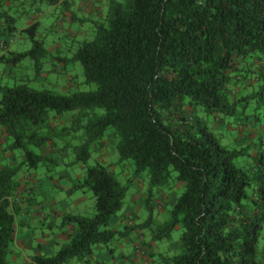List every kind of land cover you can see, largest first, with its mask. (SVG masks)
Returning <instances> with one entry per match:
<instances>
[{"label": "trees", "instance_id": "trees-1", "mask_svg": "<svg viewBox=\"0 0 264 264\" xmlns=\"http://www.w3.org/2000/svg\"><path fill=\"white\" fill-rule=\"evenodd\" d=\"M92 1L80 16L77 0H0V264H18L11 249L21 176L53 179L73 166L82 175L67 193L90 191L95 212L68 214V240L25 264L89 261L95 246L113 251L115 238L135 230L150 229L160 242L178 227L179 252L159 263L264 264V0ZM28 2L56 6L63 37L74 38L71 27L90 21L85 30L93 37L67 56L52 55L40 8L25 26ZM27 39L31 48L14 49ZM26 58L33 62L21 65ZM77 62L90 89H72L77 76L66 66ZM16 68L35 76L10 84ZM45 71L66 75L70 93L30 84ZM113 146L123 176L132 170L133 181H146L148 217L122 229L112 219L133 182L123 183L98 157ZM7 153L16 162L3 161ZM159 189L176 193L161 223L154 216Z\"/></svg>", "mask_w": 264, "mask_h": 264}, {"label": "crops", "instance_id": "crops-1", "mask_svg": "<svg viewBox=\"0 0 264 264\" xmlns=\"http://www.w3.org/2000/svg\"><path fill=\"white\" fill-rule=\"evenodd\" d=\"M77 1V7L80 12H90L92 10V5L86 8L83 7L82 3H79V0ZM55 7L48 8V12H52ZM34 18L32 10L31 14L23 19L25 26L30 25ZM2 160L9 161L11 164L16 162L12 153H7ZM20 181L21 186L18 195L21 202V210L17 215V228L11 249V259L16 263L21 261L22 264H25L31 262L36 255L53 254L56 246L62 243L58 241L66 242L68 240V233L74 227L73 225L67 226L66 231L57 233L52 230L45 231V228L47 222L53 223V226L61 220L63 214L70 211L68 200L75 194L69 195L67 193L73 179L66 170H59L53 179H50L44 172H39L33 173L28 178L21 176ZM132 196L130 199L131 203L126 205L122 213L112 219L113 225L126 226L142 223L141 212L145 197V187L141 186ZM175 200L176 193L174 191L166 192L159 189L154 206L158 208L159 212L163 213L167 211L169 205L172 206L174 204ZM80 202L81 200L79 199L74 200L75 204ZM179 243V241L170 242V248L173 250L179 249ZM95 250L98 251L97 264H108L106 260L109 258L110 250L100 246H96ZM166 251L162 250L161 243L154 242L151 238L146 239L145 234L139 231L137 234L124 238L119 243L115 249L116 259L119 260L114 259V263L157 264V258L159 259L161 255L166 254Z\"/></svg>", "mask_w": 264, "mask_h": 264}, {"label": "rangeland", "instance_id": "rangeland-1", "mask_svg": "<svg viewBox=\"0 0 264 264\" xmlns=\"http://www.w3.org/2000/svg\"><path fill=\"white\" fill-rule=\"evenodd\" d=\"M28 3H27L28 8H31V9L32 8H34V9L40 8L41 11L43 12L42 15H38V16L43 21V26L45 28L47 27V30L43 29V34L45 33L46 46L51 51L52 55H54V56L60 55L62 57L67 56L70 53L69 50L72 47L76 48V46L78 45V43L80 41H83L85 39H91L93 37V31L92 30L89 33L85 30V29H87V27L92 25V23H93L92 21H90L88 23L77 24V25H74L75 27L74 26L71 27L72 32L77 31V36H75L74 38H70L69 36H68V38H67V36L63 37L65 32H63L62 30L57 32V30H55L57 27H59V26H55V24L60 23V22H58V19H57L58 15L55 14L54 12H52V13L48 12V5L47 4L36 3L33 6L32 4H30V3L28 4ZM79 3H82L83 7H86V8H89L91 5H93L92 0H79ZM31 9L29 10L30 13L32 12ZM85 13L86 12H80L79 14H80V16H83V15L85 16L86 15ZM94 20L95 19H93V21ZM69 23H70L69 19L65 18L64 19V25H67V28H70V26L68 27ZM53 25L55 28L53 27ZM58 44H60L62 46L60 50H58L56 48ZM31 46H32L31 41L29 39H27V41L16 43L14 49L21 51V50L29 49V48H31ZM32 62L33 61L30 58H26L21 65H23V66L29 65ZM54 63L56 64L57 70H60L61 69L60 68L61 63H59L58 61H55ZM4 66L5 65H1L0 69L3 70ZM48 66H52V65L48 64ZM66 69L68 71V76H70V74H72V75L76 74V76H77L75 79V83L73 85V88H72L73 90H75V89L76 90H79V89L84 90V89H90L92 87V86L84 83L83 66L80 62H77L75 64H69L66 66ZM2 70H0V71H2ZM70 70H73V71L70 72ZM25 71H26V69H25ZM25 71L22 72V71L17 70V68H16L15 70H13V72L11 74L10 73L8 74V76L6 77V79H7L6 81H8L10 84H12L15 81L19 80V78L22 79L23 75L28 74V75H30V78L35 76L34 70H29V73L27 72L26 74H25ZM65 76L66 75H63V76H60V74L58 75V73L56 71L48 73V74L45 71V72H43V77L36 78L35 80L31 81L30 84L36 88H48V89L56 90L57 92H60V93L68 94V93H70V91L68 89L69 84H68V80ZM98 157L105 159L106 163H109V164L111 163L114 165L115 170H117L116 172L117 173L119 172L118 173V179L121 180L123 183H127L128 180H131L133 178L132 170H130L129 172L126 171V173H124L125 176H123V174L121 173L123 166L121 164H117V162L119 160V154H118V152L114 146L105 150L103 152V154L98 156ZM65 158L67 161H69L70 159H73V155L71 157L69 155H67V156H65ZM95 158H96V154H94L93 157L91 158L90 164L95 163ZM59 170L60 171L66 170L67 172H69V174L73 180H76L77 177H81V175H82L81 170H80V168H78V166L65 167V168L61 167L58 169V171ZM131 182H133V185L129 189V194L127 196V199H126V202H125V205H124V208L122 209V211L125 209L127 204L129 205L131 203L130 199L133 197L132 195L135 194L141 186L145 187V184H146V181L144 179H143V181H142L143 183L141 185H140V183H138V179L136 181H133V179H132ZM178 187H182V184H180ZM161 190H163V189H161ZM163 191L168 192L165 189ZM74 194H72L74 196H72V198L68 200L69 207L71 208L70 211L63 214L61 217V220L59 222H56L55 225H53V226H52L53 223L47 222L45 231H48V230L51 231L52 230L56 233L61 232V231H66L67 226H69L67 223H65V221L67 219L66 216L68 214H74V215L78 214V215H87V216H91L94 214V212H95V200L92 196V193L90 191L80 190ZM156 197H157V195H156ZM76 199L81 200V202L75 204L74 200L76 201ZM170 207L171 206L169 205L168 209H170ZM122 211L119 212L118 215L120 213H122ZM141 213H142V222H144L147 219L148 214H149L148 211L145 209L144 204L142 205V212ZM154 216H155L156 222L161 223L166 218H168V212L167 211H164L163 213L159 212L158 208L155 207ZM48 224L51 227H49ZM113 224L114 223L112 222V225ZM113 227L122 229V228H124V225L123 226L122 225L121 226L113 225ZM139 231H142L145 234L146 239L151 238L152 233H151L150 229L135 230L129 236H131L135 233L137 234ZM181 232H182V229L178 227L173 231L171 239H165L163 241L158 242V243H161L162 250H167L166 253L169 255H173V254L179 252V249L173 250L172 248H170V242L179 241ZM129 236H127V237H129ZM123 239L124 238H115L112 241L111 247H112L113 251H109L110 255L108 256L109 258L106 260V262H108V264L109 263L115 264L114 259H116V257H117L115 249L117 248V246L119 245V243ZM58 242H62V243H59L60 245L56 246V249L54 252L59 250L60 247L65 243L64 241H58ZM117 243H118V245H117ZM97 246L106 247L104 245H97ZM95 247H94V252H93L91 258L89 259V261L87 259H80L78 257H75V258L70 259L65 264H97L98 251L95 250ZM126 250H127V247H126ZM105 256H107V254H105ZM116 260H119V259H116ZM157 260H158V258H157ZM158 261H157V264H163V263H159ZM17 263L22 264L21 261H18Z\"/></svg>", "mask_w": 264, "mask_h": 264}]
</instances>
